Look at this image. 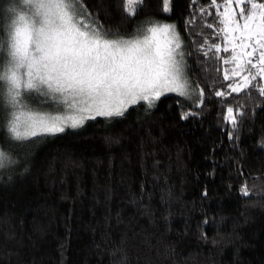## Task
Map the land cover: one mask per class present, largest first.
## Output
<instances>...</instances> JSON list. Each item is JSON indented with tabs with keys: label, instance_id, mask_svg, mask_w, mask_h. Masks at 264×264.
<instances>
[{
	"label": "trees",
	"instance_id": "obj_1",
	"mask_svg": "<svg viewBox=\"0 0 264 264\" xmlns=\"http://www.w3.org/2000/svg\"><path fill=\"white\" fill-rule=\"evenodd\" d=\"M83 3L121 36L145 20L175 23L203 100L168 94L23 142L0 102V146L17 161L0 169V264H264V84L228 87L230 52L213 47L225 0H169L168 12L143 0L134 16L124 0Z\"/></svg>",
	"mask_w": 264,
	"mask_h": 264
},
{
	"label": "snow or ice",
	"instance_id": "obj_2",
	"mask_svg": "<svg viewBox=\"0 0 264 264\" xmlns=\"http://www.w3.org/2000/svg\"><path fill=\"white\" fill-rule=\"evenodd\" d=\"M234 3L238 12L233 0H225L224 11L219 14L221 31L226 38L231 37L230 42L238 40L241 49L236 53L234 43L233 61L237 66L232 76L240 77L246 65L264 76V2ZM142 4L143 0H124V10L134 16ZM17 6L22 10L17 13L16 8L10 9L16 17L11 20L8 41L0 44L8 54L7 63L0 62V102L6 101L13 109L7 122L12 140L23 142L63 132L66 125L76 128L95 115L122 116L139 101L151 106L164 92L186 94L187 81H181L176 59L181 40L175 25L149 21L142 38L110 39L112 33L91 19L83 0H17ZM169 10V0H164V11ZM158 36L164 37L163 42ZM213 47L219 51V45ZM248 48L251 51H244ZM257 52L259 57L253 63L251 58ZM255 78L249 72L228 87L240 92ZM225 79H231L227 71ZM259 91L264 95V86ZM32 92L81 115L62 117L33 111L22 102L25 94ZM227 112L235 125L233 109ZM15 163L12 155L0 147V169ZM242 191L249 194L246 186Z\"/></svg>",
	"mask_w": 264,
	"mask_h": 264
},
{
	"label": "rangeland",
	"instance_id": "obj_3",
	"mask_svg": "<svg viewBox=\"0 0 264 264\" xmlns=\"http://www.w3.org/2000/svg\"><path fill=\"white\" fill-rule=\"evenodd\" d=\"M7 4H8L7 12H8V10L10 11V9H12V8H16L17 9V13L22 10L20 7L17 6V0H8ZM224 6H225V3L223 4V11H224ZM233 7L238 12V6L235 5L234 0H233ZM15 17H16V13H13L11 20L15 19ZM91 19H93V18L91 17ZM149 21H159L160 23H163V24L175 25L176 32L179 34L180 40H181V48L177 49L176 59L180 63L181 81L182 82L183 81H187V90H186V94L185 95H180L179 92L170 91V92H164L160 96V98L162 96H165V95H168V94H175V95H178V96L182 97L184 100H186L187 102H189L191 104H194V105L201 104V102L203 100L202 89L198 85V83L189 74V70H188V56H187L186 44H185V42L183 40V37H182V35H181V33H180V31H179V29H178V27H177V25L175 23L166 22V21H160V20H153V19H150L148 21L145 20V21L141 22L138 25V27L135 29V31L131 35H129V36H121V35H117V34H112V35L109 36V38L110 39H117V38L122 37L124 39H132V38H135L137 36H140L142 38V36L144 34H146L144 30L148 26V22ZM222 28H223V24L221 25L220 30H219L220 42L217 45L220 46L219 47L220 51H224V49L227 48L228 51L230 52V55L224 58V63H225V61H228L227 63H225V66H224V77H225V72L226 71H227L228 75L231 77V79H226V80L229 81L228 85H230V84L235 85L238 81L241 80L242 76L248 75L249 72H251V74L256 77L254 80H252L251 83H253L255 81H259V82H262V84H264V76L258 75L257 74L258 73V69L252 68L251 65H246L245 66V70L241 72V76L240 77L232 76V71L237 66V62L233 61V47H234V43H235V46H236L235 47L236 53H240L241 49L238 46L239 45V41L236 40L234 43L230 42L231 37L226 38L225 33L223 31H221ZM234 35L235 36H239V33H235ZM158 39L161 42H163L164 37L158 36ZM244 51H246V52L247 51H251V48L245 49ZM180 53H182L183 55H180ZM258 57H259V52H257L251 58L253 63H255L257 61ZM7 59H8V54L6 53V58H5V61H4L5 64L7 63ZM238 59L242 60L243 58L238 57ZM229 89L231 90V88H229ZM158 100H154L152 102L151 106H154L157 103ZM22 102L26 103L29 106V108L31 110H33V111H39V112H42V113L51 114L53 116L59 115V116H62V117H68V116H72V115H76V116L81 115V113L75 112L73 110H69L66 105H63L62 103H59L56 100H52L50 98H46L45 96H43V95H41L39 93H36V92H32L30 94H25L24 100ZM138 103H146L147 105H149L148 102H146V101H139ZM138 103H136V104H138ZM136 104H134V105H136ZM3 105H4V109L6 111V115L10 119L11 112L13 111V109L10 106L7 105L6 101L3 102ZM131 106H133V105H130L127 108V110ZM83 115H88V113H84ZM92 115H95V114L93 113ZM97 117H105V116L95 115V118H97ZM90 119H92V118H90ZM90 119H85L84 123L82 125H84ZM81 126L73 128V127H71L69 125H66L65 126V130H67V129L76 130V129H79ZM58 133H60V132H58Z\"/></svg>",
	"mask_w": 264,
	"mask_h": 264
}]
</instances>
